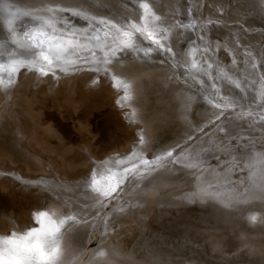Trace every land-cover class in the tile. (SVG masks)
Listing matches in <instances>:
<instances>
[{
  "label": "rangeland",
  "instance_id": "rangeland-1",
  "mask_svg": "<svg viewBox=\"0 0 264 264\" xmlns=\"http://www.w3.org/2000/svg\"><path fill=\"white\" fill-rule=\"evenodd\" d=\"M1 1L2 4H7V6L16 3L18 10L21 12L18 15L21 18L17 20L14 29H17L15 35L21 37L24 45H27V43L33 44L31 40L33 33L43 32V37L37 36V44H39L40 39L47 40L48 37H53L54 39L49 41V44H60L63 47L60 51L51 54V56H54L51 57L53 64L49 65L47 61L39 56L38 53L41 49L37 47H35V50L27 49L31 52L28 54L24 50L25 48L17 47L15 38L11 39L10 35L5 34L7 25L4 23V19L0 18V68H2L0 72L6 70L7 75L11 76L14 69L17 68L16 65L19 67L12 79V86L8 92L9 96L6 97L7 103L4 102L3 97V99H0V172L5 174H2L3 176L0 178V231H2L0 237L4 236V231L11 230L8 226L9 219H15L20 225L26 224V226H29V223H32L33 226H29L28 231L36 228L37 220L34 219L33 214L44 212V209H47L49 194L55 192L57 194H55L56 203L60 205V215L57 216L62 218V216L70 215L71 217L62 230L58 231V249L61 247L60 244L65 241L70 240L71 244H76V248H72V253L71 249L70 252L68 251V245H65L64 251H60L63 256L69 253L66 264H75L79 260H81L79 264H118V262L120 264H132L131 262H135V264H264V202L259 200L261 203H258L257 206L248 204L250 202L247 203L246 196L239 191L233 192L234 196L232 198H230V195H225L231 199V202L238 200L235 207L230 208L227 206H232V204L228 202L227 206H224L220 202H215L206 197L197 198V196H194V187L193 189L190 187L192 181L195 184V178L191 179V173L188 171L191 168H187L188 166L183 158L177 157L181 153H177L176 157L173 156L176 151L185 149L192 144L190 140L197 136L194 133L207 126L209 119L212 120L211 124L202 129H205L202 134L211 129V133L216 130L215 133L224 136V133L220 130L221 128L215 129V127L220 126L219 123L221 122L225 123L222 125H228L227 120L220 121L226 115V111L224 113H215V111L209 113V106H213L211 110L213 108H223L216 104L218 101L211 102V91L204 84L207 80L204 81V79L203 82L199 81V83L198 76H194L192 80L189 79V75L199 74L198 69L200 67L203 68L205 75H208L219 66L223 69L224 74L222 76L228 78H225L226 82L240 92L238 97H241V100L234 95L224 97L220 89L218 90V93H216L217 98L224 102H226L224 99H227L230 102V105L229 102H226L228 104L226 107L239 106L236 102L240 106L253 104L252 101L245 102L248 97L254 96V90L251 92L253 87H248L246 84V92L242 90L245 87H241L239 84H242L244 77H247L245 75H254V71L258 74L257 70H261L264 74L262 68L264 67V53H261L264 49V11L260 12L256 8L254 0H250L249 7L247 5L248 0H192L191 4L195 6L200 3L199 13L194 9L195 6L180 9L175 24H180L179 26L183 28V31L187 30L188 33L183 34L181 32L179 38H174L176 41L175 46L172 45L171 39V42L169 40L164 41V38L167 37V29L163 25V29L160 27L162 19L159 17L158 20L156 16L160 14L164 16L167 22H173L171 9L175 8L173 5L177 3H179V6L185 3L183 0L181 2L178 0H67L64 3H67L70 7L69 9L64 7L67 9L66 11H71V7L75 8L71 11L73 12L71 17L67 18L68 21L72 20L69 27L54 25L56 23L53 25L52 23L47 24L40 19L46 17L33 16L34 11L29 12L31 16L27 17L29 15L26 14L28 13V10H26L28 7L21 5L27 4L23 2L24 0H16L17 2L11 3H9V0ZM243 1L245 5L242 4ZM261 1L260 3L263 4L264 8V0ZM143 4L147 7H144ZM257 4H259V1ZM30 5L33 6L34 4ZM140 6H142V9ZM248 8L258 10L257 14L256 12L253 14ZM131 15L135 19L138 16V20L142 24H146L143 21H147L149 29L153 26L149 30L152 33L156 32L159 37L162 35L160 40H163V43L160 44V47L155 48L153 44L148 43L151 48L146 45L147 43L139 44V40L136 39L138 44L137 46L134 45V48H126L121 45L125 47L126 51L122 53L121 51H115V47L120 45L115 43L114 39L123 34L114 36L106 32L107 38L102 29L105 26L106 28L109 27V25L120 28L119 25H124L128 21L136 30L137 27L131 23ZM221 18L225 19L227 23L222 22ZM213 20H217L215 23L219 21L226 26L230 25L231 22L240 26L239 20H242L244 22L243 27L246 30L248 29L246 33L253 34L251 35L253 39L251 36H244L242 44L245 46L250 45L254 52L258 46L261 49H259L260 54L257 53L255 58L251 55V61L245 62L246 65L248 64L246 66L243 64L241 55L246 51L241 50L237 53L241 59L236 63L238 60L232 57L228 51L230 49L228 46H218L220 42L225 43L221 34H225L227 30L213 23ZM74 21H81V25L74 23ZM202 21L210 25L213 23V26L208 27H214L215 30L207 28V31L202 32ZM8 25L11 27L10 20ZM79 26H82L84 32L79 30ZM227 27L229 28V26ZM233 27L232 30L236 33L240 31V29L237 30L235 24H233ZM217 30H220L221 33ZM240 34H243V32L237 34L238 37ZM196 40L203 43V48L200 47L201 42ZM132 43H136L135 40ZM190 46H194L195 51L191 52L189 50ZM212 46L217 52L216 56L212 51H209ZM17 48L19 51L15 50ZM43 51L48 55V46H45ZM101 53L106 54L102 55ZM117 53L121 54L117 55ZM57 56L60 58L56 59ZM29 57H40V59L35 60L40 64H37L34 60L32 61ZM101 57L103 59H100ZM220 57L226 63L224 66H230L232 73H237L243 81H235V79L230 78V75V77L227 76L230 71L221 66L219 63ZM87 58L92 59V61L85 62L83 60ZM98 61L102 66H108L110 70L118 75L117 83L109 75V71L104 69L105 67L99 71L96 70L95 63ZM115 61L118 62V66H111L110 63ZM25 62L39 68L42 65L44 69L47 67L46 65H49L48 69L45 70L56 73L59 77L54 79L51 74L38 77L33 71L27 69ZM70 62H72L71 65ZM119 62L125 63L127 70L132 67V64H137V67L156 66L158 69L166 70L167 73H163L171 75L177 81L179 80L178 76H181V82H179L184 84L183 86L186 85L185 89H182L181 86H177V89L176 86H171L173 100L170 101L169 107L171 104L179 106L172 110L173 115L169 116L163 112L160 113L161 115H155L156 119L154 120L155 112L150 107L151 105L148 106V103H146L148 97L144 94L142 95L143 99H140V87L144 83L147 88L144 80L147 75L146 72L151 70L153 73L154 68L153 70L144 69L143 71L146 74L143 72V75L145 77L140 76L131 79L128 77L129 74L123 73L125 70L119 67L121 66ZM177 62L179 66L176 64ZM194 62H197V65ZM136 66L132 67L134 71L137 70ZM172 66L177 70V73L171 72L170 68ZM70 67L73 71L64 73ZM246 67L249 70H246ZM243 69L244 71H242ZM132 71L131 69L129 72ZM92 72L95 74L92 75ZM98 77L106 78L107 82L103 80L100 83ZM2 78L4 79V76ZM149 79L148 77L147 83ZM208 81L211 84L210 87H212L213 83L210 80ZM195 83L199 86V92H203L201 94L197 92L194 99H191L194 102L192 106L189 105L190 102L183 104L180 96L181 91L185 92L189 85L191 87ZM173 85L175 84L173 83ZM119 90L122 91L121 96L124 100L121 107L130 110L132 103H134L137 113L140 112L144 117L146 115V118L149 117L148 119L153 122L152 130L147 131L146 129V132H143L145 130L139 126L138 122H136L137 125H134V122L124 117L125 115L121 111L122 108L119 106V99L117 100L116 92ZM136 90L139 94L135 92ZM159 91L155 92L150 98V102L154 103L153 106H157L156 111L159 109V104L156 102L157 97L162 96ZM141 93H146V89ZM162 93L166 94L165 92ZM0 94L3 93L0 92ZM186 97L188 98V95ZM131 100H134V102L131 103ZM256 100L255 105L259 107L261 99L256 98ZM135 107H132V109ZM142 107L143 111H141ZM243 110L246 111L238 112V114L246 116L244 113L251 112L249 107ZM262 112L264 113V110ZM242 119L243 117L240 120ZM154 126L159 131L155 137ZM230 127L225 136L228 140L232 139V142L237 144L235 133L240 130L234 129L237 127H235V124ZM212 130L214 131L212 132ZM138 133H141V135ZM258 133L256 135L264 137V133ZM145 134L149 137L153 135L154 138H146ZM172 146L174 149H170ZM236 147L234 151L242 152L239 146ZM124 150L135 154L132 153L127 157H123L120 162L107 161L108 165L104 167H98L97 165L94 168L95 173L100 174L102 172L104 181L108 180L109 182H106V185L99 183V187H95L92 191L94 185L91 180L89 181V179H92L90 178L92 165L98 163L100 165L103 159H98H101L107 153L123 152ZM159 151L164 152L158 155ZM154 152L155 154L157 152V154L155 155ZM216 152L209 157L207 152L203 153L205 160L202 163L215 164L216 157H218ZM224 154L226 155L219 153V156L223 157L225 162L235 160L236 165L239 164L240 158L237 161L235 155H233L234 158L232 156L227 158L228 154ZM106 157H103L104 160ZM156 158L158 161H156ZM240 170L238 172L243 174L244 170ZM14 171L16 173H11ZM17 172L34 179H22L27 181L22 183L19 178L14 177ZM113 172L117 173L116 176L120 179L125 174V183L121 182L115 188L112 187V184L107 186L113 182V176H111ZM21 174L18 175L23 177ZM141 174L143 176L139 177ZM158 174L162 175L163 178L156 179ZM89 175L90 177L87 178ZM7 176L16 179L9 182ZM212 176L204 175L201 172L199 175L200 184L203 185V182L212 178ZM74 178L77 182L71 181ZM67 180L72 183L68 184L69 181ZM99 180H95V182ZM148 181L150 182L148 183ZM133 184L137 189L133 188L129 191L130 193L127 192V188L133 186ZM41 185L48 186V189H42ZM120 185H125L126 191L119 192V197H116L117 195H114V192ZM38 186L44 192L43 198L41 192L38 193ZM107 190L110 191L106 193ZM89 192L93 195L91 193L89 195ZM188 192L190 193L188 194ZM78 194L83 202L77 199ZM100 195L101 198L104 195L107 198L101 200V198L99 199ZM53 199L55 201V198ZM131 199L139 200L141 206L134 207L136 202L133 206L128 207L127 201L130 202ZM71 201H73L71 209L73 214H67L71 212L67 206V203L70 204ZM96 203L100 206L97 207ZM122 204L124 205L122 206ZM82 207L85 210H82ZM126 207L129 211L127 214L124 213V210L121 211ZM150 207L151 209H149ZM33 208L41 210L31 213ZM112 210L120 211L117 220L111 221V219H108V216H113ZM140 213H144L145 218L139 217ZM53 222L55 223V220ZM77 223L79 224L76 225ZM65 232L67 240H64ZM78 232H83V237L80 235L77 241L74 236ZM111 235L121 238V244L120 246L113 245L114 247L108 246L105 248L103 245L112 241L113 236ZM100 241L102 242L100 243ZM96 247H98V252L94 250ZM87 250L91 251L86 252ZM122 250H125L123 251L125 255H123ZM99 253H103V255L99 257ZM119 253H122L119 257H112ZM105 257L106 260L101 261ZM111 257L115 262H110L112 261Z\"/></svg>",
  "mask_w": 264,
  "mask_h": 264
},
{
  "label": "bare ground",
  "instance_id": "bare-ground-1",
  "mask_svg": "<svg viewBox=\"0 0 264 264\" xmlns=\"http://www.w3.org/2000/svg\"><path fill=\"white\" fill-rule=\"evenodd\" d=\"M6 1V0H5ZM19 1H21V0H19ZM23 1V0H22ZM67 0H24L23 2H26L27 4H21V5H23L24 7H28V9H26V10H28V13H26V14H29V12H32V11H34V13L35 12H40V13H32L33 14V16H35V15H40V17H46V18H40L41 20H43L45 23H47V24H51L52 23V25L54 24V23H56V24H54V25H59V26H70L71 25V21H68L67 20V18H70L71 17V13H73V12H71L72 10H74L75 8L74 7H71V11L69 10V11H66L67 9L66 8H64V7H67L68 9H69V7L70 6H68L67 5V3H64V2H66ZM178 1H182V0H178ZM183 1H185V3H182L181 4V6H179V3H177L176 5H173L175 8H173V9H171V15H173V16H171V17H173L172 18V20H173V22H167V20H165L164 19V16H162V15H160V14H158L156 17L158 18V20H159V17H160V19H162V21H161V23H160V27L163 29L164 27L163 26H165L166 28L165 29H167L166 30V32H167V37L166 38H164V41H170V39H171V41H172V45L173 46H175L176 44H174V43H176V41H175V39L174 38H179V36H180V33L182 32L183 34H185V32L186 33H188V31L187 30H185V31H183V28L181 27V26H179L180 24H175L176 23V20H177V17L179 16V12H180V9H183V7H186V8H188V7H193V6H195L194 4H191V2H192V0H183ZM258 1H259V4H257L258 3ZM11 2H17L16 0H9V3H11ZM62 2V3H61ZM82 2H85V1H82ZM260 2H262L261 0H254V3H256V8L258 9V10H260V12L261 11H264V8H263V4H261ZM248 3L249 4H251V1L250 0H248V2H247V5H248ZM30 4H34L33 6H31ZM242 4H244L245 5V2L243 1L242 2ZM143 5H145V4H143ZM3 6V7H2ZM7 4H2V1L0 0V13H1V15H0V18H2V19H4V23H6V27H7V31H6V35H10V37H11V39H13V38H15V44H17V47H20L21 49H24L25 51H27V53L28 54H30L31 52L30 51H28L27 49H36L35 48V46L33 47V44H30V43H27V45H24L23 44V41L21 40V37L20 36H17V35H15V33H16V31H17V29H14V25L16 24V22H17V20L18 19H20L21 18V16H18L19 14H21V12L18 10V7L16 6V3H13V5L12 4H9L7 7ZM11 6V7H10ZM161 6V5H160ZM172 6V5H171ZM170 6V7H171ZM251 6V5H250ZM200 7V3H199V5H197V6H195L194 7V9H196L197 10V13H199V11H198V8ZM248 7H249V5H248ZM60 8H63V9H60ZM140 8L142 9V6H140ZM253 8V7H252ZM9 9V10H8ZM249 9V8H248ZM256 9H249V11H251L253 14H254V12H256V14H257V11H255ZM49 11V12H48ZM144 13H147V12H144ZM23 14V13H22ZM260 15H262V14H260ZM259 15V16H260ZM24 17H26L25 15H23ZM29 16H31L30 14L29 15H27V17H29ZM260 17H262V16H260ZM182 18V17H181ZM10 20V26L12 27H9V25H8V21ZM131 23H133L136 27H137V29L136 30H134V28L131 26L132 24H130L128 21L127 22H125V24L124 25H119V27L120 28H118V26L116 27V26H114L113 25V27L111 26V25H109V27L107 26V28H106V26L102 29L103 31H104V35L108 38V36H107V33H109V35H120L121 33L123 34L122 36H119V37H116L115 39H114V42L115 43H118V45H120L119 47H115V51H121V53L122 52H124V51H126V49H125V47L126 48H128V47H135L134 45H136L137 46V44L139 43V44H141V43H144V44H146L148 47H151V45H148V43H151V44H153L154 45V47L156 48V47H160V44H162L163 43V40H160V37H162V35H160V37H159V35H157L156 34V32H154V33H152L151 31H149L150 29H152V27L153 26H151V28L149 29V25L147 24V21H143V22H145L146 24H142L139 20H138V16H136V19L135 18H133V15H131ZM221 21L222 22H224V23H227V21L225 20V19H223V18H221ZM81 21H74V23H76V24H78V25H81V23H80ZM213 23H215V22H217V20H213L212 21ZM74 23H72V24H74ZM148 23H150L149 21H148ZM165 23H167L168 25H170V26H168L167 24H165ZM202 25H203V28L201 29V31L202 32H204V31H207V28H210V29H214V27H208V26H213V23L210 25V24H208L207 22H205V21H202ZM154 24H156V23H154ZM215 24H217V25H219L220 27H223V29H226L225 31H226V33L225 34H221L222 36H223V41L225 42L224 44H222V42H220V43H218V46H220V47H222L223 45L224 46H228L230 49L228 50L230 53H231V55H232V57L235 59V60H238L236 63H238L239 61H240V59H241V57H239L238 56V52H240L241 50H245L246 52L244 53H241V55H242V57H243V64L244 65H246V61H249L251 58H250V56L252 55V57L253 58H255V57H257V53L258 54H260L259 53V47L257 46L256 47V51L254 52L253 51V49H251L250 47V45L249 46H245L244 44H242V42H243V39H244V36H251V35H253V34H251V35H249V32H247L246 33V31H248V29L246 30V28H244L243 26H244V22L242 21V20H239V24H240V26L239 25H236V23H234V22H231L230 23V25H227V26H229V28L225 25V24H223V23H221V22H219L218 21V23H215ZM233 24H235V27L237 28V30H239L240 29V31L239 32H235V31H233L232 29L234 28L233 27ZM238 24V23H237ZM264 24V23H263ZM148 25V26H147ZM151 25V24H150ZM163 25V26H162ZM167 25V26H166ZM112 28H111V27ZM131 26V27H130ZM172 26V27H171ZM53 27V26H52ZM80 27V29L79 30H81L82 32H84L83 30H82V26H79ZM78 27V28H79ZM226 27V28H225ZM13 29V30H12ZM174 29H176L177 31H175ZM3 30V29H2ZM148 30V31H147ZM215 30V29H214ZM76 31V30H75ZM145 31V32H144ZM147 31V32H146ZM217 31H219V33H221L220 32V30H217ZM245 31V32H244ZM81 32V33H82ZM107 32V33H106ZM240 32H243V34H240V36L238 37V35L237 34H239ZM135 33H136V35H135ZM181 33V34H182ZM256 33V32H255ZM14 34V35H13ZM204 34V33H203ZM260 34V33H259ZM135 35V36H134ZM165 35V34H164ZM165 35V36H166ZM28 36H30V35H28ZM255 36V35H254ZM105 37V38H106ZM248 37V38H249ZM252 37V36H251ZM24 38H28V37H24ZM136 39H138L139 40V42L137 43V41H136ZM173 39V40H172ZM252 39H253V37H252ZM135 40V42L136 43H132L133 41ZM170 41V42H171ZM197 42L199 41V42H201L200 40H196ZM202 42H201V48H203L202 47ZM250 44V43H249ZM264 44V43H263ZM121 45H123V46H125V47H123V46H121ZM253 45V44H252ZM262 45V44H261ZM260 46V45H259ZM193 47L194 46H190V48H189V50H191V52H193V51H195L194 49H193ZM264 47V46H263ZM152 48V47H151ZM117 49V50H116ZM172 49H174L173 47H172ZM16 51H19V49L17 48V49H15ZM197 50V49H196ZM261 50V49H260ZM209 51H212L213 53H214V55L216 56L217 55V52L215 51V49H214V47L212 46V48H211V50L209 49ZM203 52V51H202ZM26 53V52H25ZM121 53H117V55L118 54H121ZM197 53H199L198 51H197ZM201 53V52H200ZM261 53H264V49H262V51H261ZM39 54V53H38ZM98 54H100V53H98ZM102 54V53H101ZM104 54H106V53H104ZM104 54H102V55H104ZM109 54V53H108ZM192 54V53H191ZM194 54V53H193ZM203 54H204V52H203ZM200 55V54H199ZM56 56V55H55ZM121 56V55H120ZM261 56V55H260ZM51 57H54V56H51ZM29 58H31V57H29ZM33 58V59H32ZM31 58V60L33 61H35V60H37V58L38 59H40V57H32ZM159 58V57H158ZM263 58V57H262ZM100 59H103V57H101ZM248 59V60H247ZM260 59V58H259ZM18 60V59H17ZM85 62H91L92 61V59H90V58H87V59H83ZM219 60H220V64H221V66L223 67V68H225L227 71H230L231 73H232V70H231V67L230 66H224L226 63H224L223 61H222V59H221V57L219 58ZM251 61V60H250ZM35 62H37V64H40L38 61H35ZM193 62V61H192ZM192 62H191V64H192ZM120 64H121V66H119V67H121L122 69H124L125 70V72H123L124 74L126 73V74H129V76L128 77H130L131 79H133L134 77H137V78H139L140 76L142 77V76H144L145 77V75H143V70L144 69H152L153 70V68H154V72L152 73V71L151 70H149L148 72H146L147 73V75H146V77H145V84H147V88H146V85H144V83H143V85H142V87H140V99L142 98V95H146L148 98H146V103H148L147 105L148 106H150L151 108H152V110H154L153 112H155V114H154V117H153V119L155 120L156 119V116H158V114H160V113H163V112H165V113H167L169 116H171V115H173V112H172V110L174 109L175 110V107H179L177 104L175 105V104H171L170 105V107H169V103H170V101H172L173 100V97H172V91L173 90H171V86H176V89H177V86L178 87H180L181 86V88L182 89H185V87H186V85L185 86H183L184 84H181L180 82V80H181V76H178V81L177 80H175L171 75H168V74H164L163 72H165V73H167V71L166 70H161V69H158L156 66H154V67H151V66H145V67H137L136 65L137 64H132V63H128V64H132V67H134V66H136L137 67V70H135L134 71V69L131 67L130 69H128L127 70V68H126V64L125 63H123V62H119ZM173 63V62H172ZM248 63V62H247ZM48 64V63H47ZM72 64V62H70V65ZM82 64H84V63H82ZM110 64H112L111 66H113V65H115V66H118V62L117 61H115V62H112V63H110ZM178 66H179V64H178V62L176 63ZM194 64H196L197 65V62H194ZM25 65H26V67H27V69L28 70H30V71H33L34 72V74L36 75V76H38V77H44L45 75H48V74H51L52 75V78H54V79H56V78H58L59 77V75H57L56 73H53V72H50V71H47V70H45V69H48V67H49V65H46L47 67H45V69L43 68L44 66H42V65H40V67L41 68H39L38 66H32V65H28V63L27 62H25ZM96 65V66H95ZM95 68H96V70H100L101 68H104V69H107L108 71H109V75L111 76V77H113L115 80H116V83H117V77H118V75L117 74H115L112 70H110L109 68H108V66H102L101 64H100V62L98 61V62H96L95 63ZM125 66V67H124ZM243 66V65H242ZM246 66H248V64L246 65ZM17 67V68H16ZM16 69H14V71H13V75H7V71L5 70L4 72H0V92H2L3 94L1 95L0 94V99L3 97L4 98V102L5 103H7V101H6V97H8L9 96V90H10V88H11V86H12V79H13V77H14V75L16 74V71L18 70V65H16ZM57 68H60L59 66H56ZM87 67V66H86ZM85 67V68H86ZM114 67V66H113ZM112 67V68H113ZM181 67H182V65H181ZM260 67V66H259ZM54 68V67H53ZM173 68V69H172ZM172 68H170V70H171V72H174V73H177V70H175L174 69V67L172 66ZM177 68V67H176ZM180 68V67H179ZM183 68V67H182ZM215 68H216V66H215ZM241 68V67H240ZM244 68V67H243ZM254 68H256V67H254ZM263 69H264V67H262ZM72 69V67H70V68H68L67 70H65L64 71V73H69V72H71V71H73V70H71ZM79 69V68H78ZM77 69V70H78ZM114 69V68H113ZM115 69H117V67H115ZM133 70L132 72H129L130 70ZM249 70V68H247L246 67V70ZM261 69V68H260ZM118 70V69H117ZM245 70V71H246ZM0 71H2V68H0ZM55 71H57V70H55ZM162 71V72H161ZM223 69L222 68H220L219 66H218V68H216V70H212L208 75H205V73L203 72V68H201L200 67V69H198V72H199V74L198 75H195V74H191V75H189V79L190 80H192V78L194 77V76H198L199 77V79H198V82L200 81V82H203V80L204 81H206V82H204V84H206L207 86H208V88L210 89V93H211V97H210V100H211V102L212 103H215L216 101H218V102H216V104L217 105H219V107L220 108H223V109H215V108H213V110H211L212 109V107L213 106H209V108H210V112L209 113H212L211 111H215V113H220V112H222V113H224L225 111H226V115L225 116H223V118H221L220 119V121H223V120H227L226 122H228V125H222L223 123L221 122V123H219L220 124V126L218 125L217 127H215V129L216 128H218V127H220L221 129V132L222 133H224V136H222L221 134H218V133H215L216 132V130H215V132L214 133H211V129L210 130H208V132L207 133H203L202 134V131H204V130H202L203 128H205V127H207L208 125H210L211 123V121L212 120H208L207 122H208V124H207V126H204V127H202V128H200L199 130H197L194 134L195 135H197V136H195L194 138H192L190 141H192V144L190 145V146H188V147H186L185 149H180L179 151H176L174 154H173V156L174 157H176V155H178L177 153H181V154H179L177 157H181V158H183L184 160H185V164H187V168H191V169H189L188 171H190V173H191V179L192 178H195V184H194V182L192 181L191 182V185H190V187H191V189H193V187H194V196H197V198L199 197V198H208V199H211V200H213V201H215V202H220L221 204H223L224 206H227V204L228 203H231L232 204V206H227V207H235V204H236V202H238V200L236 199V201L235 202H231V199L230 198H232L233 196H234V194H233V192H237V191H239L242 195H244V196H246V199L248 200L247 201V203L248 202H250V203H248V204H253L254 206H257V204L258 203H261V202H259V200H261V201H263L264 202V200H262L261 199V193H264L263 191H264V137L263 136H259V135H256L257 134V132H259L258 134H260V133H264V113L262 112L264 109V88L262 89V87H264V80H263V78H264V74H263V71H261V70H257V72H258V74H259V76H258V74L256 73V71H254L253 73H254V75H252V76H249V75H245V76H247V77H244V81H245V83H244V81L241 79V77L236 73H230V72H228V74H227V76L228 77H230V78H233V79H235V81L236 80H240V81H243L242 82V84H239V85H241V87H245L244 89L242 88V90L243 91H246L247 92V90H246V84L248 85V87H253L252 89H251V92H253V90H254V92H253V97H248L246 100H245V102L246 101H252L253 102V104H249V105H242V106H240V104L239 103H237L236 102V104L237 105H239V106H230V107H226L228 104L230 105V102L229 101H227V99H224V100H226V102L228 103H226V102H224V101H221L219 98H217V94L216 93H218V90L220 89V91L222 92L221 94L224 96V97H230V96H235V97H238V95H240L239 93V91H237V90H235L234 88H232L231 86H230V84L228 83V82H226V79H228L227 77H225V76H222V74H224L223 72ZM233 71H234V69H233ZM242 71H244V69L242 70ZM63 73V72H62ZM145 73V72H144ZM145 73V74H146ZM162 73V74H161ZM242 73V72H241ZM247 73H249V72H247ZM3 74V75H2ZM95 73H93L92 72V75H94ZM131 74V75H130ZM246 74V73H245ZM150 75H151V77H150ZM200 75H202V76H200ZM230 75V76H229ZM241 75V74H240ZM244 75V74H243ZM2 76H4V79L2 78ZM7 78H6V77ZM96 76V75H95ZM191 76V77H190ZM235 76H236V78H235ZM261 76H263V77H261ZM50 78H51V76H49ZM97 77V76H96ZM148 77L150 78L149 79V82L147 83L146 81H147V79H148ZM226 78V79H225ZM98 79H99V81H100V83L101 82H103V80L105 81V82H107V79L106 78H101V77H98ZM102 79V80H101ZM208 80H210V82L211 83H213V86L212 87H210V85L211 84H209V81ZM109 81V80H108ZM180 81V82H179ZM187 81V80H186ZM158 82H159V84H158ZM199 82V83H200ZM7 83H8V85H7ZM173 83L175 84V85H173ZM180 83V84H179ZM191 83H192V81H191ZM120 84V83H119ZM5 85V86H4ZM7 85V86H6ZM187 85H189V84H187ZM244 85V86H243ZM251 85V86H250ZM121 86V85H120ZM262 86V87H261ZM136 88V87H135ZM194 88H198V89H194ZM205 88V87H204ZM260 89V90H258V89ZM145 89H146V93H141L143 90L145 91ZM160 90V91H159ZM157 91H159V93H161L160 95H162V96H158L157 97V104H159L158 105V107H159V109H160V111L158 112V110L159 109H157V111H156V105H155V107L153 106V102H150L151 101V97H152V95H154V93L155 92H157ZM200 90H199V86H197V84L195 83L193 86H191L190 87V85H189V87H187L186 88V90H185V92L182 90L181 91V93H180V96H181V100H182V102H183V104H185L186 102H190V106H192V103H194L193 101H191V99H194V96H196V93L198 92L199 94H201L202 92H199ZM137 94H139L138 93V91L136 90L135 91ZM162 92H165L166 94H164V93H162ZM207 92H209V91H207ZM207 92H205V93H207ZM117 93V100H118V102L120 103L119 104V106H120V108H122L121 109V111L124 113V117H126V118H129L130 120H131V122H134V125H137V123L136 122H138L140 125V127L141 128H143L145 131H143V132H146V129H147V131H149V129L150 130H152V121H150V119H148L149 117H147L146 118V115H145V117L142 115V114H140V112H138L137 113V111H136V107L134 106V103H132V102H134V100H131V103L133 104V105H131V108H130V110L128 109V108H124V107H121L122 106V103H124V100H123V98H122V91L121 90H119V91H117L116 92ZM250 93V92H249ZM198 94V95H199ZM188 95V98L186 97ZM202 95H204V94H202ZM251 95H252V93H251ZM200 96V95H199ZM214 96H216V97H214ZM135 97V96H134ZM193 97V98H192ZM2 98V99H3ZM240 100L242 99L241 97H238ZM256 98H258V99H261V102H260V104H259V107H257V105H255V103H257V100H256ZM135 99H137V97H135ZM143 99V98H142ZM202 99V98H201ZM213 100V101H212ZM206 102V101H205ZM222 102V103H221ZM245 102H243V103H245ZM211 103V104H212ZM141 105H142V103H141ZM208 105V104H207ZM250 105H254V106H250ZM187 106H188V104H187ZM197 106V105H196ZM260 106H262V107H260ZM132 107H135L134 109H132ZM198 107V106H197ZM249 107V109H250V111L251 112H249V113H251L250 115H248L249 113L248 112H246V113H244L246 116H242V114L240 115V114H238V112H244V111H246V110H243V109H247ZM257 108H260V109H257ZM197 109V108H196ZM138 110V109H137ZM240 110V111H239ZM258 110H260V111H258ZM141 111H143V107H142V110ZM177 111V110H176ZM206 111H208V110H206ZM152 112V111H151ZM158 112V113H157ZM237 112V113H236ZM253 112V113H252ZM256 112V113H255ZM156 115V116H155ZM161 115V114H160ZM185 117V116H184ZM241 117H243V119L242 120H240L241 119ZM170 118V117H169ZM202 118V117H201ZM135 120H138V121H135ZM206 122V123H207ZM155 124V123H154ZM225 124V123H224ZM235 124V127L236 128H234V129H237V131L238 130H240L239 132H234L236 135V138H235V140H236V142H237V144H235V143H233L232 142V139H227V136H225V134H227V132H228V130L231 128L230 126L231 125H234ZM138 126V127H139ZM168 126V125H167ZM230 127V128H229ZM210 128V127H209ZM209 128H207V129H209ZM142 129V130H143ZM219 129V128H218ZM242 129V130H241ZM214 130H212V132H213ZM235 131V130H234ZM142 132V133H143ZM220 132V131H219ZM231 132V131H230ZM158 133H159V131L158 130H156L155 129V126H154V137L155 136H157L158 135ZM138 134H140L141 135V133H138ZM230 134V133H229ZM228 134V135H229ZM145 136H146V138H154V137H152L153 135H151V137H149L147 134H145ZM148 136V137H147ZM200 136V137H199ZM150 140V139H149ZM139 141V140H138ZM137 143V142H136ZM144 143H145V141H144ZM236 146H239V148H241L242 149V152H240L239 153V151H234V149H236L237 147ZM144 148V147H143ZM170 149H174V147L172 146ZM218 150V151H217ZM131 151H132V149H131ZM217 151V152H216ZM241 151V150H240ZM160 152V151H159ZM162 152H164V151H162ZM162 152H160V153H158V155H160V154H162ZM208 153L209 155H208V157L209 156H212L213 155V153H217V155H218V157H216V163L214 164V163H210V164H204V163H202L203 162V160H205L204 159V155H203V153ZM132 153H134V152H131V153H129V151H123V152H112V153H107L105 156H103V157H106L105 158V160H104V158L103 157H101V159H98V160H102V162H100V165H99V163L98 164H94V165H92V171H91V177H90V175L87 177V178H92V179H89V181L91 180L92 181V183H93V189H91L92 191H94V189H95V187H99V183L100 184H102V185H106V182H109L108 180H106V181H104V178L102 177L103 175H102V172L100 173V174H97V173H95L96 171L94 170V168H96L97 167V165H98V167H100V166H102V167H104V166H106V165H108L107 164V161H113V162H120V160H122V158L123 157H127L129 154H132ZM219 153H223V155H226V154H224V153H227L228 154V157L227 158H230L231 156L233 157V155H235V157L237 158V161H238V159H239V164H237L236 165V163L232 160V162L231 161H229V162H225L224 161V159H223V157H220L219 156ZM135 154V153H134ZM154 154H155V152H154ZM156 154H157V152H156ZM155 154V155H156ZM154 155V156H155ZM237 155V156H236ZM147 156H149V155H147ZM153 156V155H152ZM230 156V157H229ZM241 156V157H240ZM208 157H206V158H208ZM234 158V157H233ZM235 158V159H236ZM98 160H96V161H98ZM156 161H158V159L156 158ZM181 161H183V160H181ZM184 162V161H183ZM182 162V163H183ZM162 164V163H161ZM160 164V165H161ZM170 165H172L171 163H170ZM240 169H243L244 170V173L243 174H240L238 171L240 170ZM93 170H94V172H93ZM144 170V169H143ZM240 171H242V170H240ZM203 173L204 175H208V176H211V175H213L212 176V178H210V179H208V180H206V181H204L203 182V185L202 184H200V179H199V175H200V173ZM11 173H16V171H14V172H11ZM109 173H110V171H109ZM2 174H4V173H2V172H0V178H1V176H3ZM18 174H21L20 172H17V174H16V176H14V177H17V178H19L20 179V182H22V183H26L27 181H23L22 179H30V178H32V177H25V176H23L22 174V176L23 177H20ZM95 174H96V176H95ZM116 174L117 173H112V175L111 176H113V178H112V183H109L107 186H110L111 184H112V187L113 188H115L116 187V185H119V183H121V182H124V180H125V174L121 177V179L120 178H118V176H116ZM138 174V173H137ZM5 175V174H4ZM115 176V177H114ZM141 176H143L142 174L139 176V177H141ZM157 177H156V179L157 178H163L162 177V175H156ZM215 176V177H214ZM14 177H8L7 176V178H8V180L7 181H9V182H12V179H16V178H14ZM100 177H102L101 179H100ZM124 177V178H123ZM136 178L138 177V175L137 176H135ZM32 179H34V178H32ZM100 179V180H99ZM128 179V178H127ZM95 180H99L98 182H95ZM136 180V179H135ZM17 181V180H16ZM67 181H69V180H67ZM72 182H77L76 181V178H74L73 180H71ZM132 181V180H131ZM19 182V183H20ZM72 182H68V184L69 183H72ZM130 182V181H129ZM150 181H148V183H149ZM32 183V182H31ZM61 183H63V182H61ZM67 183V182H66ZM125 183V182H124ZM41 184V183H40ZM165 184H167V183H165ZM22 185H24V184H22ZM128 185V184H127ZM24 186H28V185H24ZM42 186V185H41ZM71 186H73V185H71ZM74 186H76V185H74ZM121 186V187H120ZM119 186V188L114 192V195H117L116 197H119V192L121 193V192H123V191H126L125 190V185H120ZM133 186H134V184H133ZM132 185L129 187V188H127V192H129L130 190H132L133 188H136V186H134L133 187ZM163 186V185H162ZM195 186H197L196 188H195ZM39 187V186H38ZM43 188H47L48 189V186H45V185H43L42 186V189ZM49 188H51V186H49ZM112 188V189H113ZM263 188V189H262ZM38 189V188H37ZM111 189V190H112ZM137 189V188H136ZM148 189V188H147ZM34 190V189H33ZM41 190V188L39 187V191H38V193L39 192H41V197L43 198L44 197V192H42V190ZM79 191H82L81 189H78ZM146 190V189H145ZM84 191V190H83ZM110 190H107V192L106 193H108ZM134 191V190H133ZM132 191V192H133ZM137 191V190H136ZM257 191H260V192H257ZM58 192V191H57ZM83 195H84V193L83 192H81ZM91 192H89V195H91L90 194ZM105 193V194H106ZM130 193V192H129ZM136 193V192H135ZM190 192H188V194H189ZM225 193V194H224ZM56 193L55 192H51L50 194H49V200H48V202H47V209L45 208L44 209V216L43 217H41L40 216V212H36V211H39V210H41V209H37V208H33L32 209V211H31V213H34V212H36V213H34L33 214V216H34V219L35 220H37V225L35 226L36 227V229H40L41 228V220H44L43 222H44V227H48L49 226V221H53V220H55V225H56V227L61 231L62 230V228L64 227V225H66L67 223H68V221L71 219V217H70V215H67V216H65V217H63L62 216V218H61V216H57V215H60V208H59V204L58 203H56L57 201V199H56V195H55ZM144 194V193H143ZM187 194V195H188ZM60 195H61V197H63V195L60 193ZM93 195V194H92ZM101 195H102V193H101ZM101 195L99 196V199L101 198ZM140 195H142V194H140ZM225 195H230V198H228V197H226ZM48 196V195H47ZM135 196H137V195H135ZM135 196H133V197H135ZM112 197H114V196H112ZM53 198H55V201H53L54 199ZM107 198V196H103V198H101V200H105ZM136 198V197H135ZM137 198H139V197H137ZM145 198H147L146 196H145ZM77 199L79 200V201H82L83 202V200L81 199V196L78 194V197H77ZM76 199V200H77ZM143 199V198H142ZM141 199V200H142ZM149 199V198H148ZM181 199V198H180ZM179 199V200H180ZM77 200V201H78ZM178 200V201H179ZM135 201V202H134ZM139 200H133V199H131L130 200V202L129 201H127V206L128 207H131V206H133L136 202V204L134 205V207H136V208H138V206H141V202H138ZM182 201V200H181ZM98 202H99V200H98ZM228 202V203H227ZM243 204V203H242ZM97 207H99L100 205L98 204V203H96L95 204ZM124 204H122V206H123ZM247 205V204H246ZM67 206H68V208H69V211H71V209H72V207H73V201H71L70 202V204L69 203H67ZM63 207V206H62ZM152 207H154V206H152ZM67 208V209H68ZM239 208V207H238ZM149 209H151V207L149 208ZM82 210H85V208H83L82 207ZM91 210H93V209H91ZM125 211L124 213L125 214H127L129 211L127 210V207L126 208H124V209H122L121 211ZM130 210V209H129ZM253 210V209H252ZM254 211V210H253ZM120 211H116V210H112L111 211V213H112V215L113 216H108V219L110 220L111 219V221H113V220H117V218L120 216V213H119ZM154 213V212H153ZM263 213V212H262ZM67 214H73V212L71 211V212H68ZM252 214V213H251ZM84 216H85V214H83ZM56 216V217H55ZM139 217H144L145 218V214L144 213H140L139 215H138ZM58 217V218H57ZM77 218H79L80 219V217H78V216H76ZM75 217V218H76ZM136 217H137V215H136ZM247 217V216H246ZM76 218V219H77ZM154 218V217H153ZM250 218V217H249ZM256 219V218H255ZM91 220V219H90ZM252 220V219H251ZM257 220V219H256ZM9 221V223H8V226L10 227V231L9 230H7V231H4V233H3V235L4 236H1L0 238L1 239H3V238H5V237H8V236H13V235H15V236H24L25 234H27L28 232H26V231H28L27 230V228L30 226V227H32L33 226V224L32 223H29V226H26V224L24 225V224H19L15 219H9L8 220ZM29 222V221H28ZM143 222V221H142ZM115 223V222H114ZM79 223H77L76 225H78ZM82 224H84L83 222H82ZM76 225H74V226H76ZM66 231V230H65ZM2 231H0V233H1ZM157 232V231H156ZM159 232V231H158ZM25 233V234H24ZM82 234H83V232H78V233H76V235L74 236V239L75 240H79V238H80V235L82 236ZM8 235V236H7ZM111 236H113V235H111ZM83 237V236H82ZM81 237V238H82ZM149 237V236H148ZM57 238H58V234H57ZM64 240H67V236H66V232L64 233ZM151 240V239H150ZM121 238H117L116 236H113L112 237V241H109L108 242V244L107 243H105L103 246L106 248V247H108V246H112V247H114L113 245H118V246H120V244H121ZM102 241H100V243H101ZM65 245H68L69 247H67V249H68V251L70 252V249H71V253H72V251H73V249L72 248H76V244H71V241L69 240V241H65V242H62L61 244H60V249H58L59 251H58V255H57V261H58V264H66V260H67V257H68V254H65L64 256L62 255V253L60 254V251L62 252V250L64 251L65 250ZM77 248H78V245H77ZM80 249H82V248H80ZM84 249V248H83ZM128 249V248H127ZM74 250H76V249H74ZM78 250V249H77ZM96 252H98L99 250H98V247H96L95 249H94ZM98 250V251H97ZM110 250V249H109ZM81 251V250H80ZM83 251V250H82ZM91 251V250H90ZM90 251H86V252H90ZM123 251H125V250H122V253H123ZM84 252V251H83ZM82 252V253H83ZM127 252H129V251H127ZM122 253H119V254H116V255H113L112 257L114 258V257H119L120 256V254H122ZM80 254H81V252H80ZM61 255H62V257H61ZM90 255V254H89ZM123 255H125V252L123 253ZM131 255V254H130ZM141 255V254H140ZM82 256H83V254H82ZM102 255H99V257H101ZM111 257V258H112ZM134 257V256H133ZM138 257V256H137ZM112 258V261H110V262H115L114 261V259ZM115 258V259H116ZM142 259V258H141ZM106 260V257L103 259V260H101V261H105ZM131 260V259H130ZM134 260V259H133ZM80 261L81 260H79V261H77L75 264H79L80 263ZM117 261V260H116ZM144 261V260H143ZM132 264H135V262H131ZM118 264H120L119 262H118ZM139 264H141V263H139ZM147 264V263H146Z\"/></svg>",
  "mask_w": 264,
  "mask_h": 264
},
{
  "label": "snow or ice",
  "instance_id": "snow-or-ice-1",
  "mask_svg": "<svg viewBox=\"0 0 264 264\" xmlns=\"http://www.w3.org/2000/svg\"><path fill=\"white\" fill-rule=\"evenodd\" d=\"M37 36L43 37L44 33L32 34L33 45L41 49L39 56L52 65L51 54L60 51L63 46L49 44V41L54 39L53 37H48L47 40L40 39L37 44ZM45 46L49 48L48 55L43 51ZM59 58V56L56 57V59ZM261 199L264 200V193H261ZM40 216L43 217L44 213L41 212ZM58 231L59 229L53 221H49L48 227H44V222L41 221L40 229L32 228L24 236L13 235L0 239V264H58ZM99 255H103V253H99Z\"/></svg>",
  "mask_w": 264,
  "mask_h": 264
},
{
  "label": "water",
  "instance_id": "water-1",
  "mask_svg": "<svg viewBox=\"0 0 264 264\" xmlns=\"http://www.w3.org/2000/svg\"><path fill=\"white\" fill-rule=\"evenodd\" d=\"M7 85H8V83H7ZM7 85H6V86H7ZM4 86H5V85H4Z\"/></svg>",
  "mask_w": 264,
  "mask_h": 264
}]
</instances>
